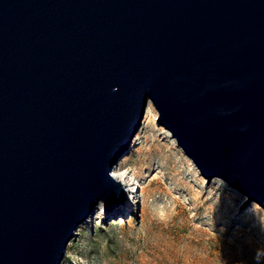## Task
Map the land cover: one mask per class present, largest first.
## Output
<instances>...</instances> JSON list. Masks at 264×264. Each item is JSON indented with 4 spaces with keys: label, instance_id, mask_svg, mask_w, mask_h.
Returning a JSON list of instances; mask_svg holds the SVG:
<instances>
[{
    "label": "water",
    "instance_id": "obj_1",
    "mask_svg": "<svg viewBox=\"0 0 264 264\" xmlns=\"http://www.w3.org/2000/svg\"><path fill=\"white\" fill-rule=\"evenodd\" d=\"M150 102L199 174L264 210V0H0V264H61Z\"/></svg>",
    "mask_w": 264,
    "mask_h": 264
},
{
    "label": "rangeland",
    "instance_id": "obj_2",
    "mask_svg": "<svg viewBox=\"0 0 264 264\" xmlns=\"http://www.w3.org/2000/svg\"><path fill=\"white\" fill-rule=\"evenodd\" d=\"M157 116L148 102L111 171L125 176L136 206L98 207L61 264H264V210L218 179L207 183Z\"/></svg>",
    "mask_w": 264,
    "mask_h": 264
},
{
    "label": "bare ground",
    "instance_id": "obj_3",
    "mask_svg": "<svg viewBox=\"0 0 264 264\" xmlns=\"http://www.w3.org/2000/svg\"><path fill=\"white\" fill-rule=\"evenodd\" d=\"M133 144H134V142H133ZM122 156H123V155H122ZM122 156H121V157H122ZM121 157H120V158H121ZM120 158H119V159H120ZM119 159H118V160H119ZM118 160H117V161H118ZM111 176L114 177L116 180H118L120 183H122L124 186H126V188H128V189L130 188V187H129V184H128V181H126L125 176H123V175L119 176V175L115 174L114 171H113V173L111 172ZM141 193L143 194V190L141 191ZM137 194H138V192H137ZM141 196H142V195H141ZM129 206H130V205H129ZM129 206H128V205L126 206V211H127V210L129 211V209H130Z\"/></svg>",
    "mask_w": 264,
    "mask_h": 264
}]
</instances>
